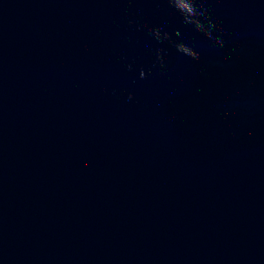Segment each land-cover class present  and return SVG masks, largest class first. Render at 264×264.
I'll return each instance as SVG.
<instances>
[{
  "label": "water",
  "instance_id": "obj_1",
  "mask_svg": "<svg viewBox=\"0 0 264 264\" xmlns=\"http://www.w3.org/2000/svg\"><path fill=\"white\" fill-rule=\"evenodd\" d=\"M0 264H264V0H0Z\"/></svg>",
  "mask_w": 264,
  "mask_h": 264
}]
</instances>
